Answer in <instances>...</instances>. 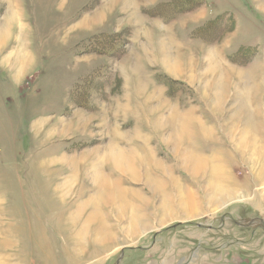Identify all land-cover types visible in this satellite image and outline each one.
Here are the masks:
<instances>
[{
	"label": "rangeland",
	"instance_id": "rangeland-1",
	"mask_svg": "<svg viewBox=\"0 0 264 264\" xmlns=\"http://www.w3.org/2000/svg\"><path fill=\"white\" fill-rule=\"evenodd\" d=\"M160 1L0 0V264H264V0L171 21ZM189 156L238 198L213 201Z\"/></svg>",
	"mask_w": 264,
	"mask_h": 264
},
{
	"label": "bare ground",
	"instance_id": "bare-ground-1",
	"mask_svg": "<svg viewBox=\"0 0 264 264\" xmlns=\"http://www.w3.org/2000/svg\"><path fill=\"white\" fill-rule=\"evenodd\" d=\"M14 12L15 11H13L12 8L9 11V13H10V20L9 21H11V22H13L16 19V17H18L17 15L15 16ZM4 29L7 30V27L4 28ZM5 32L6 31H4V30H0V41L3 40L2 39V35ZM163 50H164V48H163ZM164 55H166V54H164ZM23 57H25V52L23 51V49L22 50L19 49V52L17 54V62H19L20 64L23 63L22 62ZM166 60H167V56H166ZM165 62H167V61H165ZM20 66H21V68L23 67V65H20ZM242 76H244V74H242ZM220 85H222V84H220ZM223 88H224V86H223ZM223 88L221 87V90H220V92H222V93H224V90H225V88L224 89ZM255 89L257 91L258 88H256V86H255ZM219 95H221V94H219ZM252 101H253V99H252ZM254 108H258V109H256V114L255 115L251 114L252 116H249V118H248V120L246 122V125H245L246 126L245 130L248 131V129H249L250 131L255 133L254 135H257L258 133H262L263 132L261 130V126L263 125V117H262L261 109H259L261 107H259L257 104L254 107H252V104H251L250 101H245L242 104L240 112L243 111L244 113H252ZM173 115H174V112H172L171 115L166 118V121L170 120V119L174 120ZM176 118H177V116H176ZM187 120H189L191 122V119L188 117V114L183 118V123L180 125V129H183L184 131H187L189 129L188 126L190 125V122H188ZM256 138H257V136H256ZM256 138H255V141L257 140ZM252 142H254V141H252ZM250 144H251V142H250ZM252 144H254V143H252ZM251 148H252V145H251ZM128 155L124 152V150H122L121 147H119L118 145H113L107 152V157H108L107 159H109L111 164L116 169H118L121 172V174L130 171V172L134 173L133 175L136 176V172H134L135 171L134 170V168H135V164H134L135 161L134 160H135V158L139 159L140 157L137 156V154H136L135 157L132 156V155L131 156L129 155L130 157H128ZM187 159H189L190 169L193 170L192 174L196 175V174H200L204 170H207V169L210 170V172H209L210 175L212 176V178L215 179V180L212 181V183L209 186L210 193L212 194L211 198H212L213 201L217 200V198H219V197H229V199L238 198L237 197L238 195H236L235 190L232 187H230L229 185H226V184H228V182L225 181L226 179L223 176L222 166L218 165V167H217L214 164H208V165L204 164V165L200 166V165L196 164V162L194 161L195 158L189 156V157H187ZM112 175H114V174L112 173ZM210 175H209V177H210ZM94 177H95L94 180H95L96 183H98L99 190L101 191L100 199L106 197L107 202L108 201L109 202H113V200L116 201V199H118L120 201V203H121L120 206L122 208H124V205H126V204H124L123 195L120 194L119 191H117L119 189V187H117L116 182L114 183V186L112 187V185L108 181L109 176L108 175L106 176V174H104V172H100V173L98 172L97 174H94ZM121 191H124V190H121ZM89 202L91 203L92 201L90 200ZM137 217L139 218L138 215H135L132 218L133 221H134V218L137 219ZM89 219H91V218L89 217L88 220ZM135 222H134V226L136 225Z\"/></svg>",
	"mask_w": 264,
	"mask_h": 264
},
{
	"label": "trees",
	"instance_id": "trees-1",
	"mask_svg": "<svg viewBox=\"0 0 264 264\" xmlns=\"http://www.w3.org/2000/svg\"><path fill=\"white\" fill-rule=\"evenodd\" d=\"M203 4L204 0H162L151 8H147L146 12L152 16L162 17L167 21H171Z\"/></svg>",
	"mask_w": 264,
	"mask_h": 264
},
{
	"label": "crops",
	"instance_id": "crops-1",
	"mask_svg": "<svg viewBox=\"0 0 264 264\" xmlns=\"http://www.w3.org/2000/svg\"><path fill=\"white\" fill-rule=\"evenodd\" d=\"M251 1H253V2H254V0H251Z\"/></svg>",
	"mask_w": 264,
	"mask_h": 264
}]
</instances>
